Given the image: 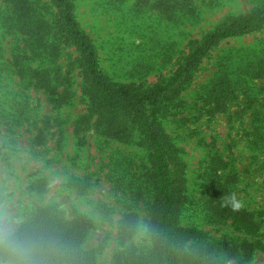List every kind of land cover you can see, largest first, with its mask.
<instances>
[{
    "label": "rangeland",
    "instance_id": "rangeland-1",
    "mask_svg": "<svg viewBox=\"0 0 264 264\" xmlns=\"http://www.w3.org/2000/svg\"><path fill=\"white\" fill-rule=\"evenodd\" d=\"M16 1L50 25L61 16L56 0H0V248L53 207L66 220L88 221L82 248L92 264L148 258L151 151L137 130L129 142L106 133L90 112L79 51L54 31L42 37L40 55L23 62L44 70L49 93L31 75L21 80L12 64L26 44ZM69 1L110 84L147 91L191 68L157 115L185 165L179 224L201 233L188 252L208 264H264V27L220 40L192 62L220 27L262 17L264 0ZM224 189L234 207L216 204Z\"/></svg>",
    "mask_w": 264,
    "mask_h": 264
},
{
    "label": "trees",
    "instance_id": "trees-1",
    "mask_svg": "<svg viewBox=\"0 0 264 264\" xmlns=\"http://www.w3.org/2000/svg\"><path fill=\"white\" fill-rule=\"evenodd\" d=\"M55 3L61 16L50 25L31 4L14 2L17 14L15 27L26 37L24 48L19 50L20 54L12 61L17 68L16 74L25 82L31 75L30 78L34 80L31 79V82L49 93L51 82L44 80V70L40 67L28 68L23 62L40 55L45 46L42 37L50 35L52 31L56 39L75 45L80 53V65L86 85L84 92L89 99L90 112L98 116L106 133L117 140L129 142L137 130L140 144L151 151L147 184L153 190L150 196L153 203L149 222L152 251L148 258L146 254H141L132 264H149V259L154 264H208L209 262H204L203 253L188 252V244L201 233L196 228H184L179 224L184 201L185 165L179 158L178 149L159 126L157 119L161 107H166L174 97H178L180 84L184 80L182 74L190 72L191 68L187 67L178 73L167 85L152 90L136 91L128 86L112 85L99 68L98 55L91 40L79 29L70 1L56 0ZM257 27H264V15L234 19L203 41L202 47L193 55L192 62L199 59L212 44ZM27 50L31 56L26 55ZM50 100L55 101L53 97ZM0 108L4 112L5 108ZM22 116L23 113L18 118ZM12 118H15V114ZM85 119L84 123L89 122L88 118ZM221 194V199L216 202L220 208L235 206L234 198L226 189ZM142 197L143 195L141 200H144ZM227 212L231 214L232 209ZM61 213L60 209L53 207L40 212L32 226L18 231L4 242L0 248V258L17 264L94 263V254L82 248L89 232L88 221L85 218L69 221Z\"/></svg>",
    "mask_w": 264,
    "mask_h": 264
},
{
    "label": "clouds",
    "instance_id": "clouds-1",
    "mask_svg": "<svg viewBox=\"0 0 264 264\" xmlns=\"http://www.w3.org/2000/svg\"><path fill=\"white\" fill-rule=\"evenodd\" d=\"M236 207L238 208L239 207V204H237Z\"/></svg>",
    "mask_w": 264,
    "mask_h": 264
}]
</instances>
